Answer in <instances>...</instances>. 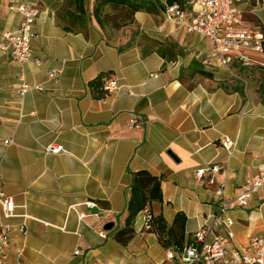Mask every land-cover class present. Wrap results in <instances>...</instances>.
Wrapping results in <instances>:
<instances>
[{"label":"crops","instance_id":"crops-1","mask_svg":"<svg viewBox=\"0 0 264 264\" xmlns=\"http://www.w3.org/2000/svg\"><path fill=\"white\" fill-rule=\"evenodd\" d=\"M150 1L151 11H137L132 23L103 29L93 15L80 18L76 0H0V36L23 20L12 5L38 7L32 53L42 61L19 63L0 52V187L16 205L3 218L12 225L4 264H183L145 228L143 210L130 241L115 238L133 173L161 178L163 201L154 210L168 224L185 214L187 243L200 229L212 236L218 183L226 181L233 197L264 163V55L252 54L248 66H223L208 37L166 16L168 0ZM263 3L237 6L244 23L264 31ZM104 74L118 85L109 94L102 79L91 86ZM22 80L42 89L21 97ZM134 117L141 124L130 127ZM223 136L234 141L231 151ZM52 143L66 152L47 153ZM227 216L235 234L227 247L264 237L263 192Z\"/></svg>","mask_w":264,"mask_h":264},{"label":"built area","instance_id":"built-area-1","mask_svg":"<svg viewBox=\"0 0 264 264\" xmlns=\"http://www.w3.org/2000/svg\"><path fill=\"white\" fill-rule=\"evenodd\" d=\"M237 1L239 0H186L165 3L164 13L168 18L175 19L185 26L188 31L200 32L208 37L213 43L215 59L219 64L229 66L233 61H237L248 66L254 62L252 54L264 55V31L242 21V10L237 6ZM187 5H190L191 9H187ZM11 9L19 11L23 20L18 29L0 36V52L7 53L19 63L32 60L41 65V59L34 57L32 53V41L36 36L33 25L39 13L38 7L22 2L12 5ZM50 76H55V72H51ZM102 81L107 94L118 88L113 75L104 74ZM33 88L42 89L41 86H33L22 80L18 94L23 97ZM139 124L141 122L135 117L130 120V127ZM219 141L228 151L234 147V141L228 136H223ZM4 142L12 144L14 141L8 138ZM46 152L60 154L66 152V149L63 144L52 143L46 147ZM211 170L216 172L218 167L213 166ZM203 171L197 170L196 175L201 177ZM260 191L264 196V163L233 197L226 193V181L219 182L216 195L220 211L210 216L212 236H208L203 229L195 232L194 240L187 244L181 253L183 264H264V237H253L249 246L226 245L235 235L231 229L234 220L227 216L228 211L235 207L248 206L250 200ZM15 208L13 197L7 195L0 187V264H4L7 259L12 232V225L4 222L3 218L14 216ZM143 215L145 228H148L151 218L148 207L143 209ZM17 226L22 234L27 233L25 222ZM216 226H224L226 233L215 234L213 230ZM173 255V249H168V256L172 258Z\"/></svg>","mask_w":264,"mask_h":264},{"label":"trees","instance_id":"trees-1","mask_svg":"<svg viewBox=\"0 0 264 264\" xmlns=\"http://www.w3.org/2000/svg\"><path fill=\"white\" fill-rule=\"evenodd\" d=\"M175 0H168L174 3ZM80 18L85 15H93L101 28L119 29L132 23L135 13L139 10L151 11L150 0H94L90 9V0H76ZM165 7V6H164ZM102 77L91 82V86H102ZM163 201L161 178L151 174L147 170H139L133 173L130 185V197L126 205V218L124 225L115 232V238L126 244L135 233L134 220L137 214L144 208L150 210V227L147 230L157 233L161 243L175 253H182L184 247L194 239L185 242L186 215L179 212L173 223L168 224L161 211H155V205Z\"/></svg>","mask_w":264,"mask_h":264},{"label":"water","instance_id":"water-1","mask_svg":"<svg viewBox=\"0 0 264 264\" xmlns=\"http://www.w3.org/2000/svg\"><path fill=\"white\" fill-rule=\"evenodd\" d=\"M113 226V222H107L104 226L105 229H111V227Z\"/></svg>","mask_w":264,"mask_h":264}]
</instances>
